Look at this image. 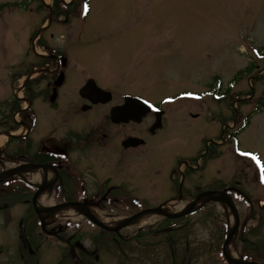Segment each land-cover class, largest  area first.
<instances>
[{"label":"rangeland","instance_id":"374dc122","mask_svg":"<svg viewBox=\"0 0 264 264\" xmlns=\"http://www.w3.org/2000/svg\"><path fill=\"white\" fill-rule=\"evenodd\" d=\"M85 1L64 0L73 3L65 10L55 7V0H0V5L27 3L0 14V138L5 139L0 149L8 145L9 133L25 137L29 129L32 132L21 145L31 144L33 154L50 152V128L63 134L60 111L50 112V64L44 56L50 54V46L69 48L81 68L70 75L69 84L81 80L74 75L102 76L101 70L110 80L107 86L118 95H143L164 109L163 131L150 136L148 146L132 155L124 153L121 141L132 127L111 128L108 135H112L92 159L84 153L83 165L118 162L114 182L128 185L132 205L146 203L176 215L180 211L173 207L181 203L178 183L186 172L179 162L197 157L200 170L184 174V189L216 192L227 185L241 217L230 247L238 258L243 253L264 264V210L258 207L260 200L264 204V109L255 112L264 103V0H92L89 14L84 13ZM42 27L45 32L39 35ZM41 65L45 71L37 67ZM27 73L32 79L22 90ZM176 95L202 100H166ZM22 118L29 127L22 125ZM92 118L79 121L71 116L68 124L78 120L91 125ZM154 121L150 116L141 128ZM13 143L10 148L19 145ZM15 156L0 158V174L29 161V156L22 161ZM126 166L134 170L128 177L121 169ZM40 172L11 177L8 182L36 184L34 175ZM0 194V264H227L218 249L234 219L221 203H210L188 219H173L169 238L165 218L157 213L152 223L136 221L116 236L83 221L81 213L72 219L56 216L57 212L47 222L50 238L36 226L31 232L39 236L41 247L33 255L29 248L22 250L21 257L14 242L27 234L30 197L14 196L1 186ZM45 197L49 203L50 192ZM137 212L92 214L122 222ZM22 220L27 222L23 227ZM149 227L155 232L139 233Z\"/></svg>","mask_w":264,"mask_h":264},{"label":"flooded vegetation","instance_id":"af4514ba","mask_svg":"<svg viewBox=\"0 0 264 264\" xmlns=\"http://www.w3.org/2000/svg\"><path fill=\"white\" fill-rule=\"evenodd\" d=\"M76 62V58L71 57V50L69 48H53L50 46V59L47 63L50 64V112L60 111L59 119L62 122L61 127L64 128L61 129L62 131L64 130L63 134L56 133V128H50V152L43 150L33 154L30 153L33 147L31 144H28L26 147L21 145V141H27L32 130H29L28 133L24 135L25 137H18L9 133L10 139L7 143L8 145L4 149H0L1 159H10V155L14 154L16 156L13 159L22 161L26 156H29V161L20 165V167H24L22 171H28V165H44L47 167L45 172L43 171L44 180L42 182L39 181L36 184H31L19 180L15 183H11V185L21 184V187L2 188L4 192H9L14 196L22 195L30 197L28 198L30 201L27 200V204H32V208L29 207L28 209L29 213H32L26 220L29 223V226L26 224L27 234L25 237L20 235L19 237L22 240H16V243L14 242L16 253L21 257H24L22 250L29 248V254L33 255L35 254L34 252L38 253L41 247V239L31 232L36 231L38 221L43 220L41 221V233L45 234L46 239L50 238V226L47 224L50 216L43 219L41 216L39 217L35 214V202L39 201L43 194L50 192V210L69 205H72L81 212L116 211L119 209L133 210L135 205H132L129 194L131 190L128 188V185L114 182V174L116 175L118 162L116 164H113V162L108 164L107 161H102L99 164L90 165L88 168L82 163L83 155L85 153L92 159L97 152L96 149H101L112 135V133L108 135L111 128L132 127V132L126 135L121 141L124 153H130L131 155L133 151L138 150L139 147L148 146L151 137L153 138L158 132L163 131L164 122L162 118L164 114L161 117L162 127L152 131V127L157 119L156 114L158 112L164 113V109L161 105L155 112L153 111L147 114L141 122L129 121L114 123L111 113L115 108L122 106L127 97L143 100H147V98L145 96L143 97V95H118L116 90L107 86L110 80L107 79V76H105L101 70L100 73L102 76L91 75L86 72H84V74L81 73V75H74L81 80L73 85L69 84L70 75H73V73L75 74L77 70H81V68H78L75 64ZM28 86V83H26L25 88H28ZM97 88L101 91H98ZM62 103L65 105L64 112ZM91 115L94 117L92 118L91 125L80 124L78 120L76 124H68L71 116L82 121L86 116ZM150 116L154 117V123L150 127L147 125L145 128H141ZM152 122L153 121H151V123ZM21 123L25 127H29L25 125V118H22ZM15 141L19 143V145L15 148H10ZM8 149L10 153H8ZM115 160L117 161L116 158ZM100 164L106 165L100 166ZM179 165H184L187 173H194L200 170V167L197 166V157L191 158V160H181ZM131 168L133 167H121V169L126 170V177L134 172L133 169L130 170ZM49 170L50 180L48 181ZM109 170L111 173H109ZM6 171L8 170H4L3 172ZM186 172L183 173L182 179H180L178 183L177 194L181 203L177 206L181 207L191 204L201 194L215 191L213 189L199 190L198 188H195V190L193 188H186L185 190L184 174H186ZM17 176L24 178L21 174H17L14 177ZM223 189L225 190L224 187ZM37 195L38 197L35 199ZM182 201H186V203L182 204ZM140 205L144 210L154 209L146 203H141ZM155 208L157 209V207ZM33 214H35L37 218H35ZM27 222L22 220L19 226L21 225V227H23ZM32 224L35 226H32ZM19 237L17 238L19 239ZM67 243L72 250L71 241L67 240ZM19 244L21 246H19ZM0 254H2V252H0ZM27 262L30 263L28 260ZM36 264H40V261H36ZM80 264L84 263L80 262Z\"/></svg>","mask_w":264,"mask_h":264},{"label":"water","instance_id":"95a60500","mask_svg":"<svg viewBox=\"0 0 264 264\" xmlns=\"http://www.w3.org/2000/svg\"><path fill=\"white\" fill-rule=\"evenodd\" d=\"M142 104H143V102L138 100V99H130V98L127 99L123 106L115 108L112 111V113H111L112 121L114 123H123V122H129V121L141 122V120L144 117H146L148 112H149V108H147L149 105L146 104L147 107L146 106L142 107L141 106ZM161 116H162L161 114H158L157 122L152 127V131L161 128V126H162ZM35 168H40V166L35 167ZM44 169L46 170V167H44ZM7 174L8 173H5L4 175L0 176V182L4 180V177ZM38 195L35 197V199L38 197ZM204 202H218V203L220 202L224 205H227V207L229 208V210L231 211V213L234 217L235 224L229 231L227 240L225 242V248H224V255H225V258L227 259V261L230 264H257L254 262L249 263V262H242L239 260H234L227 253V250H226L227 245L234 239V237L238 233V229L240 226V218H239L238 211H237L232 199H230V197L227 196L225 193L211 192L210 194H206L204 196H199L197 198V200L195 202H193L186 210H184V211H182L176 215H171L161 208L154 209V210H147L145 212H142L140 214L135 215L132 218L125 220L123 223H121L118 227H115V228H109L105 225L100 224V222L93 215H91V213L88 211H85L83 213V215L86 216L88 219H90L94 224H96L99 227H102V228L109 230V231L119 232L121 229L126 228L129 225H131L132 223L140 220L145 215L152 214V213H157V214L164 216L166 218H169V219L181 218L185 215H188V214L194 212L199 206L198 203L201 204ZM69 206H72V205H69ZM69 206H67V207H69ZM261 207H262V205H261ZM63 208H65V207L54 208V209H51L49 212H55V211L61 210ZM36 210L38 211L39 215L42 214V212H43V211L41 212V210H39L37 207H36Z\"/></svg>","mask_w":264,"mask_h":264},{"label":"bare ground","instance_id":"6f19581e","mask_svg":"<svg viewBox=\"0 0 264 264\" xmlns=\"http://www.w3.org/2000/svg\"><path fill=\"white\" fill-rule=\"evenodd\" d=\"M4 140L5 139H3V137L0 138V142H4ZM21 175L24 176L25 174H21ZM43 177H44V174L42 172L37 173V175H34V178L36 180L40 181V182H42L44 180ZM49 180L50 179H49V176H48V181ZM43 195L40 197V199L38 201V207L40 209H44V208H46L47 206L50 205V202L49 203L46 202V197H45L46 194H43ZM184 208L185 207H181V206H179L178 208L177 207H173V209H174L173 211H180V210H182ZM76 213H77V210L76 209H68V210H64L62 212H58L56 214V216H60V215L63 214V215H65L67 217L68 215H70V218L73 219V218L76 217V215H77ZM101 217H103L102 214H100L98 216L100 222L102 224L107 225V226H110V227H115V226L119 225L120 222H121L118 219L107 220L108 217L105 218L106 220H102ZM156 218H157V215H153V214L151 215V214H149V215H147L145 217H142L140 220H138V222H140L142 225H145V224H148V223H152ZM227 252H228V254H229V256L231 258L238 259V255L234 252V250L232 249V247L229 246L228 249H227Z\"/></svg>","mask_w":264,"mask_h":264},{"label":"trees","instance_id":"16d2710c","mask_svg":"<svg viewBox=\"0 0 264 264\" xmlns=\"http://www.w3.org/2000/svg\"><path fill=\"white\" fill-rule=\"evenodd\" d=\"M60 5V3H59V1H55V6L56 7H58ZM10 6H12V7H19L20 6V4H18V3H15V4H11V5H9V4H3V5H0V10L2 11L3 9H5L6 7H10ZM248 71H249V69H248ZM264 105V103L262 104V106ZM261 106V107H262ZM260 110V109H259ZM258 110V111H259ZM201 211L202 210H198L196 213H201ZM214 215H216L215 214V212L214 211H211ZM207 214V213H206ZM190 216H186L185 217V219H188ZM216 217V216H215ZM173 222H176V221H172V220H170V219H167L166 220V223H167V227H166V231H167V236H168V238L172 235V234H170V232L173 230L174 231V224H171V223H173ZM171 224V225H170ZM141 234H145V233H147V232H155V229L153 228V227H149V228H147V229H142L141 231ZM139 232V233H140ZM156 232H160V230H158V231H156ZM223 242H224V239H223V241L220 243V245H222L223 244ZM220 245H219V247H220ZM220 253V252H219Z\"/></svg>","mask_w":264,"mask_h":264}]
</instances>
